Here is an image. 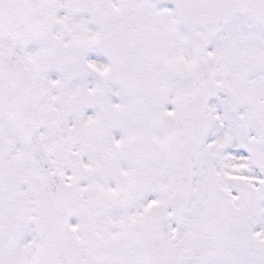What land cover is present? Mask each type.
Segmentation results:
<instances>
[{"label":"snow or ice","instance_id":"snow-or-ice-1","mask_svg":"<svg viewBox=\"0 0 264 264\" xmlns=\"http://www.w3.org/2000/svg\"><path fill=\"white\" fill-rule=\"evenodd\" d=\"M0 264H264V0H0Z\"/></svg>","mask_w":264,"mask_h":264}]
</instances>
